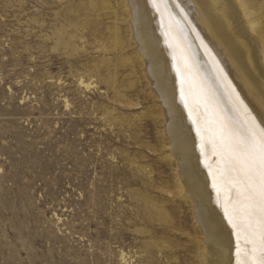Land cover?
<instances>
[{"label": "rangeland", "instance_id": "obj_1", "mask_svg": "<svg viewBox=\"0 0 264 264\" xmlns=\"http://www.w3.org/2000/svg\"><path fill=\"white\" fill-rule=\"evenodd\" d=\"M122 19L118 0H0V264H150L140 258L163 240L176 264H194L187 232L141 233V188L111 182L120 154L158 174L165 143ZM115 28L127 47L99 48Z\"/></svg>", "mask_w": 264, "mask_h": 264}, {"label": "bare ground", "instance_id": "obj_2", "mask_svg": "<svg viewBox=\"0 0 264 264\" xmlns=\"http://www.w3.org/2000/svg\"><path fill=\"white\" fill-rule=\"evenodd\" d=\"M118 5L126 12L122 20L136 45L135 60L153 100L160 101L165 143L158 174L120 154L124 167L111 172V182L118 177L141 188L135 219L141 233L147 229L154 239H169L187 232L182 249L192 253L194 264H237L238 240L213 175L219 157L211 143L205 148L197 115L212 129L221 124L240 129L246 118L264 128V0H162L159 6L153 0H118ZM113 31L107 42L98 41L99 48L127 47L120 28ZM91 79L80 84L91 91L97 88ZM119 134L128 138L123 130ZM129 165L135 172H128ZM168 166L175 167L173 176ZM166 243L147 250L141 263L157 264L160 255L170 264L175 253ZM122 261L131 264L132 257L122 255Z\"/></svg>", "mask_w": 264, "mask_h": 264}, {"label": "snow or ice", "instance_id": "obj_3", "mask_svg": "<svg viewBox=\"0 0 264 264\" xmlns=\"http://www.w3.org/2000/svg\"><path fill=\"white\" fill-rule=\"evenodd\" d=\"M197 124L205 148L211 143L219 157L213 175L238 240L237 264H264V128L246 118L240 129H212L199 115Z\"/></svg>", "mask_w": 264, "mask_h": 264}]
</instances>
